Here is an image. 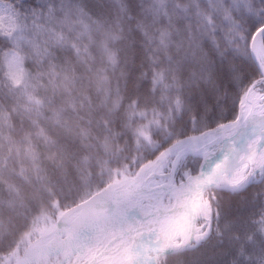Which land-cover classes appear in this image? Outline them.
<instances>
[{"label":"snow or ice","instance_id":"snow-or-ice-1","mask_svg":"<svg viewBox=\"0 0 264 264\" xmlns=\"http://www.w3.org/2000/svg\"><path fill=\"white\" fill-rule=\"evenodd\" d=\"M0 264H264V0H0Z\"/></svg>","mask_w":264,"mask_h":264}]
</instances>
